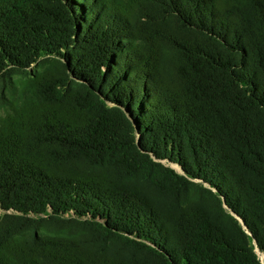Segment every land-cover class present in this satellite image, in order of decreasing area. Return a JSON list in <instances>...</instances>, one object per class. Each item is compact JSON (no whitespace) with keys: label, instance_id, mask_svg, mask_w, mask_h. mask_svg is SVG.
<instances>
[{"label":"trees","instance_id":"trees-1","mask_svg":"<svg viewBox=\"0 0 264 264\" xmlns=\"http://www.w3.org/2000/svg\"><path fill=\"white\" fill-rule=\"evenodd\" d=\"M261 254L264 0H0V264Z\"/></svg>","mask_w":264,"mask_h":264},{"label":"rangeland","instance_id":"rangeland-1","mask_svg":"<svg viewBox=\"0 0 264 264\" xmlns=\"http://www.w3.org/2000/svg\"><path fill=\"white\" fill-rule=\"evenodd\" d=\"M172 166H174V167H176L178 170H180L177 166H175V165H172ZM261 256H262V258H263L264 255L261 254ZM263 260H264V258H263Z\"/></svg>","mask_w":264,"mask_h":264},{"label":"water","instance_id":"water-1","mask_svg":"<svg viewBox=\"0 0 264 264\" xmlns=\"http://www.w3.org/2000/svg\"><path fill=\"white\" fill-rule=\"evenodd\" d=\"M263 258H264V256H263ZM263 258H262V259H263Z\"/></svg>","mask_w":264,"mask_h":264},{"label":"bare ground","instance_id":"bare-ground-1","mask_svg":"<svg viewBox=\"0 0 264 264\" xmlns=\"http://www.w3.org/2000/svg\"><path fill=\"white\" fill-rule=\"evenodd\" d=\"M175 165V164H174ZM263 255V254H262Z\"/></svg>","mask_w":264,"mask_h":264}]
</instances>
